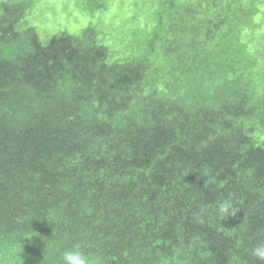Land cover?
<instances>
[{"label":"trees","instance_id":"16d2710c","mask_svg":"<svg viewBox=\"0 0 264 264\" xmlns=\"http://www.w3.org/2000/svg\"><path fill=\"white\" fill-rule=\"evenodd\" d=\"M161 2L158 14L178 18L171 31H193V35L188 33L187 41L178 39L177 46L188 48L185 55L171 56L182 68L177 74L178 89L187 95L167 96L155 89L149 91L150 95L141 94L150 82L133 75L131 64L141 57L152 59L160 47L153 41L155 46L148 52L146 43L141 56L130 54L121 65L109 64L119 69L116 73L109 71L117 76L113 89L121 95L115 100L114 109L118 112L112 116L114 120H110L108 111L102 118L103 127L94 131L101 137L99 144L90 135L91 127H80L79 122L86 120L81 125H91L94 93L106 88L105 81L94 77L108 74L110 46L97 26L91 24L79 30L77 130H68L71 139L77 135L75 145L84 153L90 151L91 157L81 156L77 164L69 155H58L54 145L46 144L47 137L41 127L35 126L34 118L24 119V136L17 134L10 124L4 127L0 137V264H59L60 256L50 255L40 245L29 248L31 241L18 235L21 230L43 223L42 211L55 212L57 200L66 209H78V204L67 202L73 196L70 186L54 190L60 176L72 180L77 177V170H89L94 182H101L103 188L108 187L106 179L113 177L111 173L128 179L127 185H114L117 190L109 198L113 202L111 216H105L101 210L100 191L95 198H87L82 209V220L87 226L84 239L88 244H80L95 264H124L123 257L136 242L181 229L187 220L192 219L195 228L199 221L207 220L208 217L203 219L207 204L215 206L214 216H219L220 167L228 181L224 182L225 188L238 191L244 198L245 213L252 214L258 205L264 207V47L258 51L252 48L256 41L264 44V0ZM2 30L0 50L16 37ZM5 50L0 53L5 55ZM86 111L88 118H84ZM40 123H44V116ZM58 137L63 142V136ZM60 145L62 150L64 145ZM18 149L23 152L13 160ZM25 157L30 164L27 170L22 167ZM41 170L47 174V189L42 187ZM9 181L18 186L13 192L9 190ZM190 182L202 183L199 204L189 198ZM22 185L32 187L26 195L28 201L15 205L11 200L22 194ZM83 194V186L77 187V197ZM92 203L97 209L94 221L86 216ZM69 233L81 238L78 218ZM59 234H55L53 241L59 240ZM96 256L102 259L96 261ZM175 262L171 257L167 264ZM153 264L161 263L156 260Z\"/></svg>","mask_w":264,"mask_h":264},{"label":"rangeland","instance_id":"374dc122","mask_svg":"<svg viewBox=\"0 0 264 264\" xmlns=\"http://www.w3.org/2000/svg\"><path fill=\"white\" fill-rule=\"evenodd\" d=\"M161 1L163 0H0V30L6 24L13 23L18 37L21 33L26 35L25 50H29L27 57L30 58L26 65L22 50L13 59L4 60L0 56V137L7 124L17 134L24 136L25 129L21 126H25L24 119L28 116L34 118L35 126L43 130L48 141L46 144H51V138L59 135L63 136V143H77V135H72L74 139H71L68 130L69 127L73 131L77 130V32L91 24L105 35L103 37L110 46L111 55L107 69L109 67L108 71L114 73L119 69L109 64L121 65L130 54L139 57L144 53L146 43L149 52L155 46L153 41H157L160 47L152 59L141 57L131 64L133 75L140 77L143 82H150L146 88L143 87L141 94L150 95L149 91L155 89L160 93L165 92L167 96L184 98L187 94L178 89L177 81V74L182 68L171 56L186 53L188 48L181 49L177 42L179 38L187 41L190 37L188 33L193 35V31L183 32L180 31L181 28L171 31L178 18L158 14L157 8L162 6ZM180 1L190 4L194 0ZM261 32L264 33V30ZM258 43L256 41L252 45L253 50L258 51L264 47V44ZM186 63L189 64L188 59ZM110 71L105 76L94 77V80L105 81L106 88L95 91L93 103L101 112L102 118L109 111L110 120H114L112 116L118 112V109H114L115 100L121 94L113 89L118 78L111 75ZM99 86L102 87L103 84ZM262 93L263 91L260 92ZM29 107L30 110H27ZM43 116L42 124L40 120ZM88 117L89 113L86 111L84 118ZM84 121L86 120H80V127H93L81 125ZM95 139L101 142L100 136ZM22 152L18 149L13 154L14 157L17 155L13 160ZM86 155L91 157L90 151L84 153L78 148L71 160L76 162ZM22 161L23 169L27 170L30 166L28 157ZM44 172L40 171V179L42 187L46 189L49 183ZM83 173L84 171L77 170V177L69 181L62 175L54 186V190L70 186L73 196L67 198V202L78 204V209H66L57 200L56 217H45L49 231L57 229L60 232L59 243L62 250L78 242L80 244V241L88 244L84 239L87 226L82 220V209L87 198H95L96 192L100 191L101 210L105 216H111L113 202L109 198L117 190L115 186L128 184L127 177L120 178L111 173L113 177L106 179L108 187L103 188L101 182H94L89 170ZM9 183V190L12 192L18 188L15 182ZM79 186H83L84 194L77 197ZM241 191L245 193L243 187ZM19 192L22 194L11 200V203L21 205L28 201L27 186L22 185ZM237 192L226 189L222 181L217 190V199L220 202L230 198L236 203V214L240 211V216H227L223 219L220 215L214 216V211L209 206L207 220L199 221L198 227L193 228V220L190 219L174 232L148 236L141 242H136L123 257L124 264H153L156 260L167 264L171 257L176 260L175 264H264V261L251 256L248 251L257 241L264 240V207L258 205L252 214L245 213L242 210L244 198ZM96 214V206L92 203L87 208L86 216L94 221ZM77 218L81 234L79 240L69 233L73 223H77ZM106 246L110 247V243H106ZM233 256L237 257L235 261ZM95 259L100 261L102 258L96 256Z\"/></svg>","mask_w":264,"mask_h":264},{"label":"clouds","instance_id":"9594fccd","mask_svg":"<svg viewBox=\"0 0 264 264\" xmlns=\"http://www.w3.org/2000/svg\"><path fill=\"white\" fill-rule=\"evenodd\" d=\"M158 13V11H157ZM12 25L9 26V24H6L4 27L5 30L9 31L11 34H14L16 37L12 40H10L4 47L0 50H5L7 47H9L10 50H5V55L0 53V56L4 60L8 59H13L17 57L19 50H22V57L25 60L26 65L29 64L30 58L27 57L29 50L26 47V35L21 33V35L18 37L13 23ZM26 31H29V28L25 29ZM8 55L9 57H5ZM93 103V100H92ZM94 104V103H93ZM85 109V108H84ZM88 109V108H86ZM94 113L92 114V119H91V130L93 131L90 135L95 139L97 136L95 135V130L99 129L100 127H103L102 123V117H101V112L98 110V108L94 104ZM95 131V132H94ZM98 131V130H97ZM60 137H53L51 138V144L54 145L55 150L57 149L58 155H62L64 158H66L69 155V159L71 160V156L75 153H77L78 146L75 145V143H63L59 141ZM60 144H63L64 147L62 150H60L61 146ZM101 144V142L99 143ZM74 146L71 151L67 150L65 146ZM101 155H98V160H101ZM73 163H77L78 161ZM102 172L104 170L103 164H100ZM114 169H117L114 167ZM110 171H117V170H110ZM217 175L219 178L224 181L225 183L227 181L225 174H224V169L221 170V167L219 168V171H217ZM224 183V185H225ZM202 183H197V182H190L188 185L189 189V198L192 199L194 202L199 204L201 202L200 196H199V188L201 187ZM49 188V186H46V189ZM32 187H27V194L28 191L31 190ZM194 196L197 197L198 201L194 198ZM208 207H212L213 211L215 206H212L210 204H207ZM236 203H234L230 198H225L222 201H220L217 205V211L219 215L224 219L227 216H235L237 209L234 207ZM207 210V215L203 217L204 219L208 217V208ZM42 221L40 225L35 227H32L27 230H21L20 234L18 235L19 238L23 237L25 240L31 241L29 248H35L34 246H42L47 253L53 256H60L59 257V264H95L93 259L85 253L81 245L79 243L74 244L72 247L67 248L62 250L60 248V243L59 240L53 241V237L55 236L56 233H58L57 229H53L52 231H49L48 228V223L45 221V217H56V211H51L49 213V210L47 209L46 211H42ZM5 232V231H4ZM249 254L261 261H264V240H259L257 241L249 250ZM233 261L237 259V257L233 256L232 257Z\"/></svg>","mask_w":264,"mask_h":264}]
</instances>
